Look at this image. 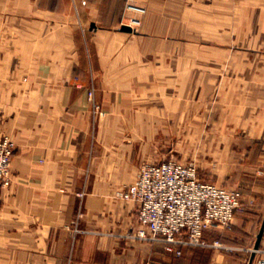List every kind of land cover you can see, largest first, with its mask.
Masks as SVG:
<instances>
[{"label": "crops", "instance_id": "obj_1", "mask_svg": "<svg viewBox=\"0 0 264 264\" xmlns=\"http://www.w3.org/2000/svg\"><path fill=\"white\" fill-rule=\"evenodd\" d=\"M203 2L172 0L184 36L195 12L200 31L213 22L214 53L190 36L164 49L175 40L154 39L148 19L158 0H0V136L17 143L0 264H187L205 248L141 239L137 204L119 195L158 161L160 127L201 125L213 91L219 140L245 137L264 156V0ZM130 4L147 11L141 31Z\"/></svg>", "mask_w": 264, "mask_h": 264}, {"label": "rangeland", "instance_id": "obj_2", "mask_svg": "<svg viewBox=\"0 0 264 264\" xmlns=\"http://www.w3.org/2000/svg\"><path fill=\"white\" fill-rule=\"evenodd\" d=\"M170 1L171 3L168 0H158V7L149 15L146 14L147 11L144 7V9L140 7L137 10L133 8L136 5L130 4L129 9L131 11L140 13L139 17L133 16L130 18L132 24L136 25V29H140L141 31L144 26L145 15H148V19L150 18L151 23L156 26L150 31L154 39L173 38L175 40L173 47L168 46L164 47V49L166 48L169 51L171 48H174L175 52H182L183 46L181 40L184 37L190 36L192 42L206 43L207 53H214L216 31L213 27L209 26L213 22H207L208 28L200 31L197 22L198 12H195L193 16L196 18V21L192 20L191 29L184 36L181 19L182 11L179 8V4L175 3L174 5L172 0ZM174 1L178 2V0ZM179 1L182 2V0ZM196 1L198 0H191L192 8L199 7L194 4ZM200 1H205L208 3L207 5H211V2L214 0ZM209 12L213 13V10L209 11L207 9L206 13L209 17L213 18V14ZM151 16L154 17L152 20ZM144 33L148 35V31ZM219 34L217 37L221 36ZM192 53H198V49L194 50L192 46ZM214 94L213 91L207 101L208 113L204 111L206 112L205 119L201 120L203 122L201 125L198 124L197 120V123H193L192 125L160 127L159 159L158 161L153 160L143 163H155L174 159L186 165L192 164L196 167L201 179L228 189L241 190L244 200L241 209L236 213L233 225L229 229L212 227L205 235L208 241L212 242L218 239L229 248L219 249L210 246L204 249L194 248L192 259L188 260L187 264H250L257 235L264 220V183L261 187L257 185L258 181L264 179L263 151L253 150V142L246 141L245 137L232 142L219 140L220 133L217 132L218 134L216 135L215 132L219 127L215 126V119L213 117V108L216 101V95ZM88 97L89 101L94 103L97 114L102 110V107L96 99L94 87L90 88ZM204 112L199 111V107H197L192 110V117H198L199 114L204 115ZM4 135L10 136L15 145H17L14 138L9 134H3L0 137ZM15 147L17 148V146ZM16 148L14 150L13 161L16 155ZM12 166L9 174L10 182L13 180ZM213 250L223 251L227 255L228 260L217 261L214 259Z\"/></svg>", "mask_w": 264, "mask_h": 264}, {"label": "built area", "instance_id": "obj_3", "mask_svg": "<svg viewBox=\"0 0 264 264\" xmlns=\"http://www.w3.org/2000/svg\"><path fill=\"white\" fill-rule=\"evenodd\" d=\"M15 146L10 136L0 137V187L10 182ZM119 195L137 204V219L142 227L139 237L161 241L168 251L178 255L184 246L229 248L218 239L208 241L205 230L229 229L244 200L241 190L201 179L192 164L174 159L143 163L135 182ZM253 252V264H264V236Z\"/></svg>", "mask_w": 264, "mask_h": 264}, {"label": "water", "instance_id": "obj_4", "mask_svg": "<svg viewBox=\"0 0 264 264\" xmlns=\"http://www.w3.org/2000/svg\"><path fill=\"white\" fill-rule=\"evenodd\" d=\"M123 30H124V31H130V32H131V31H133L134 29H133V27L130 26V25H124V26H123ZM263 236H264V220H263L262 226H261L260 231H259L258 236H257V241H256V245H255V248H256V249L260 247V245H261V243H262V240H263ZM254 259H255V252H253V254H252L250 264H253Z\"/></svg>", "mask_w": 264, "mask_h": 264}]
</instances>
